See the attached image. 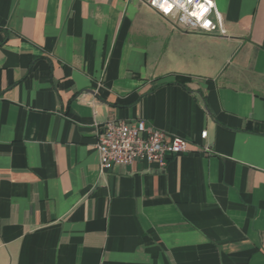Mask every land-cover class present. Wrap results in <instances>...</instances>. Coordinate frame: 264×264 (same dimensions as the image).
Returning <instances> with one entry per match:
<instances>
[{
    "label": "crops",
    "instance_id": "1",
    "mask_svg": "<svg viewBox=\"0 0 264 264\" xmlns=\"http://www.w3.org/2000/svg\"><path fill=\"white\" fill-rule=\"evenodd\" d=\"M214 1L209 34L142 0H0V264H264V0ZM117 119L189 149L102 173Z\"/></svg>",
    "mask_w": 264,
    "mask_h": 264
},
{
    "label": "built area",
    "instance_id": "2",
    "mask_svg": "<svg viewBox=\"0 0 264 264\" xmlns=\"http://www.w3.org/2000/svg\"><path fill=\"white\" fill-rule=\"evenodd\" d=\"M169 18L174 27L185 32L216 33L219 30L214 0H142ZM96 149L100 157V171L136 161L166 166L168 160L189 149V140L170 135L145 120H108L97 124ZM208 131L201 133L206 139Z\"/></svg>",
    "mask_w": 264,
    "mask_h": 264
}]
</instances>
